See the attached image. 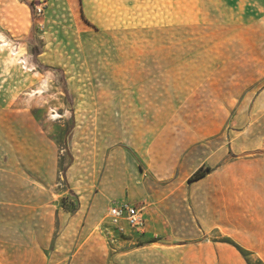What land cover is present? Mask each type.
I'll return each instance as SVG.
<instances>
[{"label": "rangeland", "instance_id": "374dc122", "mask_svg": "<svg viewBox=\"0 0 264 264\" xmlns=\"http://www.w3.org/2000/svg\"><path fill=\"white\" fill-rule=\"evenodd\" d=\"M138 1L139 13L127 7L131 0L110 4L126 5L114 15L127 20L141 14ZM182 17L181 37L176 30L158 39L163 31L144 33L141 24L95 23L94 0H0V35L9 42L0 47V159L9 166L40 153L51 158L53 199L74 208L96 187L92 166L103 145L128 143L110 144L111 131L143 121L129 116L132 99L165 97L164 113L151 121L156 134L137 142L147 152L165 141L182 165L172 174L155 172L151 160L141 168L148 164L145 174L164 193L177 176L179 194L156 207L166 230L190 231L191 245L173 263L163 255L145 264H264V8L247 24L235 9L225 24L191 23L182 0ZM147 81L159 84L135 87ZM198 165L212 170L188 182ZM100 227H109L106 217ZM100 227L72 264H137L121 253L159 237L116 230L105 237Z\"/></svg>", "mask_w": 264, "mask_h": 264}, {"label": "crops", "instance_id": "0c3cea01", "mask_svg": "<svg viewBox=\"0 0 264 264\" xmlns=\"http://www.w3.org/2000/svg\"><path fill=\"white\" fill-rule=\"evenodd\" d=\"M104 1L107 3L102 4V0H94L95 23H101L105 27L121 26L125 23L131 26L141 24L145 26L142 28L144 33L163 31L158 32V39L161 35L164 38L168 33H175L178 30L181 37L182 0H141V14L132 15V18L127 20L114 15V8L128 7L130 11L139 13L137 11L139 8H136L139 6L138 0H131L127 7L124 4L113 6L110 4L113 0ZM189 8L191 23L200 19L203 23L225 24L229 21L227 16L229 17L231 10L233 12L235 9L239 22L247 24L252 17L259 14L260 9L264 8V0H189ZM156 84L159 83L151 84L147 81L135 87H156ZM130 99L132 98L127 97L126 102ZM132 103L136 106L131 107L129 112L132 113L129 116L133 115V118L143 121L139 124L120 123L121 126L116 133L111 131L110 144L114 138H125L128 143L110 147L103 145L101 152H105L104 156L100 152L99 158L93 161L92 173L98 178L93 192L90 191L92 196L82 195L83 199L74 208L60 206L53 199L55 164L51 158L40 153L29 163L20 162L18 165L15 162L9 166L0 159V264H72L79 249L91 238V233L97 226L100 227L102 219L106 217L108 206L125 199L134 203L147 202L144 211L145 231L128 232L159 237L156 242L143 243L121 254L137 264L148 263V257L155 260L156 256L160 258L163 255L165 257L163 262L173 263L175 253L182 248H189L191 244L184 241L190 231L183 227L166 230L168 226L166 215L162 216L156 207L165 196L175 197L179 194L175 186L178 184L177 176L173 179L174 188L164 193L159 188V183L162 182L150 172L148 176L145 174L148 171V164L147 168H141L144 162L151 160L152 163L149 164H153L152 169L155 172L164 169L162 170L164 173L172 174L176 165L179 167L182 165L183 158L180 157L178 162L177 150L174 147L166 148L165 141H158L163 145L159 144L158 148L153 146V149L147 152H143L144 144L137 142L142 141L143 136L150 137L156 134V130L151 129L156 123L152 124L151 121L164 113L165 97L136 96ZM4 134L3 132L0 134L3 144ZM0 147L3 151L4 146ZM42 157L45 158L42 160ZM200 166L202 165L196 166L188 178ZM206 176L197 181L203 180ZM87 199L88 208L85 207ZM148 199L153 205L149 208ZM112 200L115 201L109 204ZM162 206L167 207V204ZM103 229L99 228L100 236H111L114 231L110 226ZM183 258L191 262L187 255H181L182 260Z\"/></svg>", "mask_w": 264, "mask_h": 264}, {"label": "built area", "instance_id": "2783aa9c", "mask_svg": "<svg viewBox=\"0 0 264 264\" xmlns=\"http://www.w3.org/2000/svg\"><path fill=\"white\" fill-rule=\"evenodd\" d=\"M39 12L41 9L39 8ZM146 201L138 203L123 200L111 203L106 211V218L110 227L121 232H144L146 228Z\"/></svg>", "mask_w": 264, "mask_h": 264}, {"label": "trees", "instance_id": "16d2710c", "mask_svg": "<svg viewBox=\"0 0 264 264\" xmlns=\"http://www.w3.org/2000/svg\"><path fill=\"white\" fill-rule=\"evenodd\" d=\"M211 167L208 165L200 166L198 169H196L188 178V182H194L197 181L203 177H205L210 171ZM250 264V263H249Z\"/></svg>", "mask_w": 264, "mask_h": 264}, {"label": "bare ground", "instance_id": "6f19581e", "mask_svg": "<svg viewBox=\"0 0 264 264\" xmlns=\"http://www.w3.org/2000/svg\"><path fill=\"white\" fill-rule=\"evenodd\" d=\"M0 47H3V46H8L9 45V42H7V40L5 39V37H3L2 35H0ZM11 49V52L13 55H17L18 54V50L15 48V47H10ZM19 56V55H18ZM20 58V57H19ZM21 62H23L25 65H27V59H26V56L22 57ZM32 67V66H31ZM42 87V86H41ZM42 90V89H41ZM39 91H40V88H39Z\"/></svg>", "mask_w": 264, "mask_h": 264}]
</instances>
